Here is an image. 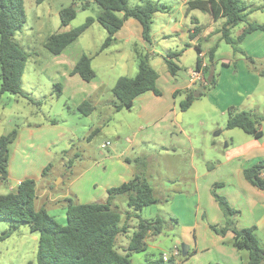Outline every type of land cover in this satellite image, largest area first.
<instances>
[{
    "label": "rangeland",
    "instance_id": "1",
    "mask_svg": "<svg viewBox=\"0 0 264 264\" xmlns=\"http://www.w3.org/2000/svg\"><path fill=\"white\" fill-rule=\"evenodd\" d=\"M86 1L88 7L82 10L81 3L74 4L73 0H44L38 5L36 0H24L26 20L22 30L14 36L20 49L29 55L22 75V91L32 100L40 101L41 105H32L26 99L11 94L1 95L0 137L13 130L17 132L30 130L28 128H32L41 135L42 125H48L51 120L56 122L55 128L58 130L55 132H61L58 135L59 138L64 137L62 136L64 134H70L73 137L74 144L64 139L51 150L52 154L56 153L54 169L50 172L48 183L43 180L36 183L39 196L35 204L36 210L37 206L48 203L45 195L52 193L54 200H57L56 198L60 195L70 191V183L77 178L80 181L75 185L74 190L78 192V198L74 195L75 192H72L70 197L76 201L79 200L81 204H88L102 198L101 187L114 172L110 170L108 175L103 170L104 166L112 162L105 161V156L100 149L101 144L110 143L106 149L109 155L123 156L120 162L115 160L119 165L126 166L127 163L125 164L123 159L128 158L131 161L127 165L130 171L135 174L142 172L153 187L155 197L161 201L144 208L140 216L149 220L160 217L164 222L163 231L157 236L148 235L146 252L132 254L130 257L132 264H147L146 259H157L162 252L170 253L169 249L172 248L177 226L170 221V218L177 220L180 214H183L182 203L185 206L189 205L186 199L192 192L189 183L195 182L202 187L208 180L219 176L222 166L219 168L218 166L224 162L227 153L225 145L231 144L230 140L232 144H240L246 141L247 136L239 130L225 132L227 117L218 115L206 104L203 97L185 112L180 114L178 111L176 119L178 122H174V127L168 126L165 132L164 127L169 123L163 120L162 114L156 118L158 120L155 119L154 124L149 126L139 120L138 102L129 111L115 112L112 107L114 101L111 93L112 86L119 77L130 74V69H127L129 65L124 68L116 63L119 56L114 53V49L122 50V59L128 55L129 49L135 48L134 44L141 51L140 44L134 38H131L128 44L125 39H118L107 51L94 57L91 63V68L96 75L93 83L87 84L79 78H70L71 63L75 64L82 54L90 56L96 52L104 41L106 32L97 23L93 24L63 52L64 55L61 58L47 52L44 43L49 36L66 30L61 27L59 18V12L64 8L73 6L76 10V17L68 27L70 29L81 26L89 17L95 19L98 7L91 0ZM148 1L171 6L172 12H175L181 4V0H127L130 8L142 6ZM241 1L246 5L245 11H250L246 22L264 24V0ZM261 7L262 9H259ZM195 19L202 29H209L213 34L206 43L204 40L201 41L202 48L206 46L212 48L217 45L215 54L217 57L231 52L226 43L219 41L221 35L214 33L221 28L223 19L213 22L207 14L193 10L190 12L189 20ZM172 27L180 26L174 24L171 14H155L150 30L151 44L146 51H141L142 53H147L148 50L154 52L150 58V65L157 73L158 88L164 87L162 75L166 72V65L163 58L167 53H179L182 48H185L176 60L173 59L180 71L175 76L168 74L171 85L184 86L187 75L196 66L197 53L194 47L182 45L176 37L163 38L164 33L173 34ZM241 28L242 26H239L232 30V39H236ZM240 48H243L242 45ZM220 65L221 63H218L217 71ZM96 84L99 86L98 89H95ZM54 85H60L62 89V95L59 98L54 95ZM179 96L184 99V95L181 94L176 95L175 98H180ZM160 99H164L165 102L172 100L170 95L162 96ZM84 100L96 107L89 116H82L76 110ZM261 125L264 128V123ZM96 130L97 132L93 134ZM222 131L224 132L221 133ZM24 134L26 136V132ZM32 145L33 150L44 151L42 144L36 147L35 144L27 143L25 145L27 151L21 145L17 148L18 151L23 150L26 154L25 158L28 159L32 155L28 148ZM10 150L13 154L16 146L11 145ZM64 150L67 152L62 154ZM21 156L22 154L19 159ZM136 159L139 160L137 163ZM69 160L73 165L72 168L67 169ZM92 168L93 170H89ZM22 169L24 170V167ZM114 170L116 174L121 173L118 168ZM211 170L216 171L210 173ZM87 181H91L92 185L90 183L89 186L85 185ZM50 183H53L51 190L47 188ZM10 184L12 186V182ZM214 186L205 188L203 205L200 208H205L204 203L210 204L214 213H217L218 203L213 198V192L216 193ZM9 191L7 185H0V194H6ZM166 199L168 202H164ZM126 200V196H120L114 201V206L121 214L122 223L128 211ZM65 206V202L62 201L56 203L53 208H45V210L57 223L65 225L66 220L62 211ZM54 209H57L56 213ZM221 212L223 213L222 210ZM127 224L128 233L119 235L116 240V249L120 253L127 248L129 237L136 227V221L128 220ZM226 227L227 223L224 224V228ZM9 228L8 222L0 221V236ZM37 246L38 235L31 233L27 226L22 225L17 232L0 242V264H36Z\"/></svg>",
    "mask_w": 264,
    "mask_h": 264
},
{
    "label": "trees",
    "instance_id": "2",
    "mask_svg": "<svg viewBox=\"0 0 264 264\" xmlns=\"http://www.w3.org/2000/svg\"><path fill=\"white\" fill-rule=\"evenodd\" d=\"M43 1L36 0V4L38 5ZM91 1L98 7L95 19L89 17L81 26L53 34L44 43L45 50L56 57L73 45L94 22L101 26L106 32V37L98 51L92 57L82 54L69 72L70 77L78 76L85 83H90L95 79V73L91 68L93 57L101 54L115 41V34L122 28L125 21L130 19L137 21L141 27V39L150 45L153 16L158 13H169L172 9L171 6L150 1L133 8L128 6L127 0ZM73 2L74 4L81 3L82 10L88 7L86 0H73ZM245 9L246 5L241 0L186 1V12L198 10L207 14L213 21L223 19L224 22L218 31L221 35L220 39L230 45L234 53L240 54L244 53L238 49V45L246 35L255 31L264 32V24H248L246 22V17L250 11H245ZM75 17L76 10L73 6L60 10L61 27L66 29ZM25 20L24 0H0V97L3 94H11L26 99L32 105L40 106V101L32 100L22 91V75L29 55L20 49L14 40V36L22 30ZM244 23L247 25L240 31L236 39L232 40L230 38L231 30ZM200 31L201 27L196 25L190 34V40H193ZM189 46L186 45V47ZM194 48L197 53V60L193 71L199 69L201 61L198 55L203 52L200 50L199 44L195 45ZM216 50L217 45L208 52H203L207 63L204 69L207 85L203 87L195 85L174 94V97L178 94L184 95V99L179 104L181 112L188 110L194 102L200 100L214 87V79L211 78L209 81L205 75L208 73L209 64L213 61ZM178 56L179 53L169 52L163 58L171 76H175L180 71V68L173 62V59L176 60ZM136 60V76L118 78L111 90L114 98L112 107L115 112L129 111L133 107L135 99L146 93H152L156 97L161 96V92L156 87L158 76L150 65V56L147 53L141 54ZM248 61L250 65H254V60L248 58ZM53 90L57 98L62 95L60 85H54ZM76 110L82 116H89L95 108L92 103L83 101ZM227 117L226 130L238 129L256 139L264 136V133L258 130L259 123L264 121V117L238 111L234 108L228 109ZM50 123L56 125L55 120H51ZM96 132L97 130L93 134ZM16 138L17 131L15 130L0 137V185H6L8 181L10 147ZM124 161L128 164L131 163L129 159H124ZM138 161L135 160L136 163ZM67 162V169H69L73 164L70 160ZM53 166V164L46 166L41 177L45 178L54 168ZM142 166L144 165L142 164ZM262 168L264 166L259 163L246 169L244 178L253 187L264 191V179L258 177ZM138 170L140 169L138 168ZM48 188L51 190L53 183H50ZM120 196L127 198L128 211L125 213L123 223L121 214L114 206V201ZM36 198V181L33 179H24L15 190L0 194V221L8 222L10 226L0 236V242L17 232L20 226H27L31 233L38 235L36 264H132L130 260L132 254L146 252L148 235L157 236L164 229V222L160 217L149 220L140 216L144 208L161 202L155 197L153 187L142 172L134 174L128 182L108 189L103 201L81 204L71 197L65 198V225L57 223L45 208L40 207L36 210ZM213 198L228 218L238 214L229 206L224 197L213 192ZM164 202H168L167 199ZM128 220H135L136 227L129 237L127 248L120 253L116 249V240L119 235L128 233ZM170 221L177 224L175 219L170 218ZM228 225L233 232L232 247L238 252L247 253L245 264H264V247L259 244L255 229L237 230L232 220L230 222L228 220ZM210 229L223 236L227 227L210 226ZM175 248L179 250L178 257H170L164 261L161 258L163 253H161L157 259H146V263L176 264L177 258L186 260L191 256L188 250H185L183 256L182 248ZM165 253L169 254L168 252Z\"/></svg>",
    "mask_w": 264,
    "mask_h": 264
},
{
    "label": "crops",
    "instance_id": "3",
    "mask_svg": "<svg viewBox=\"0 0 264 264\" xmlns=\"http://www.w3.org/2000/svg\"><path fill=\"white\" fill-rule=\"evenodd\" d=\"M186 1L187 0H181L179 8L175 9L176 16H174L175 12H172V10L168 13L171 14V19H173L174 24L177 26L179 25L180 27H172L173 34L170 35L164 33L163 38H170L171 36L176 37L180 40L182 45H190L189 47H194L195 45H200L202 40H204L206 43L213 34L210 33L209 29L205 30L201 28L200 33L193 40H190V34L193 32V28L196 25H199L196 19L189 20L190 12L192 11L186 12ZM210 20L212 19L210 18ZM95 23L96 22L93 24ZM239 26H242L241 30L244 28L243 24ZM68 27L66 28V31L69 29ZM232 30L230 32V38ZM218 31L219 29L214 33L219 34ZM131 38H134L140 44L141 51H146L148 49V44L144 43V41L141 39V27L139 23L132 19L124 22L122 28L115 34L114 42H116L118 39H125L126 44H128L131 41ZM219 41H221V39ZM241 45L243 48H240ZM110 46L107 49H109ZM133 46L135 48L128 50V55H126L125 59H122L123 54H121V49H114V53L119 56L116 63L124 66V68H127L129 65L127 69H130V74L124 75L122 77H135L137 74L136 59L139 55L146 54V52L142 53L140 50H138L136 44ZM228 46L230 47L231 52L226 53L224 56L218 57L215 55V53L213 61L209 64L208 73L205 75V77L209 81L211 78H213L215 84L214 87H212L203 97L206 104L213 108L215 112L221 117H227V111L230 108H234L238 111L249 112L255 116L264 117V32L255 31L245 36L240 45H238V49H240V51L244 54L234 53L231 46ZM107 49H105L103 52L107 51ZM210 49L211 48L208 46H206V48H202L200 46V50L203 52H208ZM184 50L185 48H182L179 54ZM63 52L56 57H63ZM96 52L90 54V56L92 57ZM147 54L151 58L154 55V52L152 50H148ZM248 58L254 60V65L249 64ZM218 63H221V65L217 71ZM71 65L72 66L70 70L75 64L72 62ZM165 69L166 72L162 75V78L165 82L163 84L164 87L158 88L156 85V87L161 91V96L156 97L152 93H146L135 99L133 103V106L135 107L138 102V118L148 126L154 124L156 120H158L156 118L162 114V118H164L163 120L169 123L165 125L164 132L168 129V126L174 127V122H178L176 120L177 112L179 111L181 113V111L177 105L178 102L180 104V101H182L183 97L179 96L180 98H175L174 94L189 88L188 77L190 74L189 73L187 75L184 86L179 87L178 85H171L170 78H168L169 73L166 67ZM70 78L76 79L79 77L73 76ZM158 81H156L157 84ZM93 82L94 80L87 84H91ZM98 88L99 86L96 84L95 89ZM168 95H170L172 98L171 102H165L164 99H160L162 96L164 97ZM197 102H199V100L193 104ZM94 108L96 107L94 106ZM261 123H264V121L259 123L258 130L264 133V128ZM42 126L43 127L36 126L37 128L41 127V135L37 134L36 131L32 130V128H28L30 130L27 131L17 132V138L12 144L13 146H16V150L13 154H11L10 150L8 163V181L6 185L10 191L15 190L18 184L24 179H33L36 181V183L43 180V182L48 183V177L50 173L45 178H42L41 174L46 166L49 164L54 165L56 153L52 154L51 150L64 139H66L69 143L74 144L73 137H71L70 134H64L62 135L64 137L59 138L58 135L61 134V132H55L58 130L55 128L56 125H52L49 122L48 125ZM234 130L238 129H225V132ZM24 132H26V136ZM223 132L224 131L221 133ZM244 135L247 136L246 141L240 144H232V140H230L231 144L227 143L225 145L227 153L224 162L218 166V168L222 166L219 176L208 180L206 185L202 187H200L198 183L195 182L189 183L190 189L192 191L191 194H188L190 197L186 198L189 205L185 206L182 203L183 210L181 212L183 214H180V218H177L176 234L173 237L171 246L172 248L169 249V252L175 247L183 246L186 250H188V253H190L191 256L186 260H183L182 258L178 261L176 260V264H245L247 253L238 252L231 245L233 232L228 225V220L229 222L231 220L233 221L234 227L237 230L254 228L259 244L264 247V191L253 187L244 178V171L246 169L256 166L259 163L264 166V136L256 139L249 135ZM21 139L23 140L21 141ZM27 143L35 144L36 147L42 144L44 151H35V149L33 150L32 145L31 148H28V150L32 152V155L26 159V154L24 151L19 150L21 152L20 153L17 146L20 147L21 145L23 149L27 151V148L25 147ZM64 152L66 151H62V154ZM102 153L105 156V161L112 162L110 163L112 165L107 164L103 167L105 174L109 175L110 170L112 173L114 172V175L112 174L109 176V178L105 183H103L101 187L102 198L100 199L103 200L106 197V191L108 189L118 187L130 181L135 173L130 171V169L127 167L128 163L126 164L124 159L123 162L126 164V166L118 164V162H120V158L122 159L123 157L121 154L109 155L107 150L103 151ZM21 154V159H19ZM115 160H118V162H115ZM22 167H24V170ZM114 168L120 169L121 173L117 172L116 174ZM89 170H93V168ZM211 171L212 172L210 173H214L216 170ZM13 176L14 178H12ZM10 181L12 182V186ZM79 181V178L73 180L70 183V191H66L60 195L58 197L60 199L56 198L57 200H54L53 194L48 193L45 195V200H48V203L46 205L43 204L40 207L51 209L54 205H56V203L64 201L65 198H69L72 195V192H75L76 194L74 193V195L78 198V192L74 190V187ZM87 182L88 183L85 185L89 186V183L92 185L91 181ZM210 185H215L214 187L216 189V194L218 193L221 197H224L227 200L229 206L237 211L238 214L232 218H228L224 213L221 212L218 205V212L214 213V210L210 204L206 203H204L205 208H200V206L203 205L202 200L205 195L203 194L205 193V188H208ZM93 186L95 185L93 184ZM36 195L37 198L35 200V204H37V200H39L37 189ZM100 199L97 201H102ZM37 207L40 208L39 206ZM217 208L215 210H217ZM62 211L65 217L66 206ZM56 212L57 209H54V213ZM225 223H227V229L223 236L210 229V226L224 228Z\"/></svg>",
    "mask_w": 264,
    "mask_h": 264
},
{
    "label": "built area",
    "instance_id": "4",
    "mask_svg": "<svg viewBox=\"0 0 264 264\" xmlns=\"http://www.w3.org/2000/svg\"><path fill=\"white\" fill-rule=\"evenodd\" d=\"M201 63H200V67L198 70L193 71L189 77H188V84H189V88L193 87V86H206L207 85V81L204 78V69L207 66V63L205 61V53H200L198 55ZM110 145L109 142H105L103 144H101L100 149L102 150V152L104 150L107 149V147ZM258 177L261 179H264V168L261 169V171L258 174ZM179 255V250L177 248H174L169 254L163 253L162 255V260L167 261L170 257H178Z\"/></svg>",
    "mask_w": 264,
    "mask_h": 264
},
{
    "label": "water",
    "instance_id": "5",
    "mask_svg": "<svg viewBox=\"0 0 264 264\" xmlns=\"http://www.w3.org/2000/svg\"><path fill=\"white\" fill-rule=\"evenodd\" d=\"M180 114H181V113H180ZM181 248H182L183 256H184V255H185V250H186V249H185L183 246H182Z\"/></svg>",
    "mask_w": 264,
    "mask_h": 264
}]
</instances>
